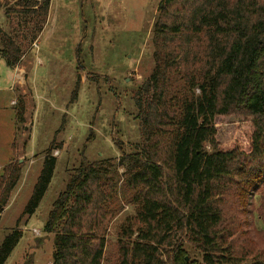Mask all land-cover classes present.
<instances>
[{"label": "trees", "instance_id": "1", "mask_svg": "<svg viewBox=\"0 0 264 264\" xmlns=\"http://www.w3.org/2000/svg\"><path fill=\"white\" fill-rule=\"evenodd\" d=\"M17 5L38 33L50 0ZM0 44L7 68H16L20 44L5 34ZM152 45L148 90L132 98L139 140L127 153L115 142L117 160L72 169L42 229L53 237L51 264H103L120 192L135 213L120 228L117 264H264V227L251 226L247 209L259 198L264 225V0H161ZM217 117L241 119L247 136L222 145ZM15 118L24 121L21 98ZM52 151L23 216L49 187ZM20 176L17 161L4 167L0 211ZM20 238L15 230L3 238L0 264Z\"/></svg>", "mask_w": 264, "mask_h": 264}, {"label": "rangeland", "instance_id": "2", "mask_svg": "<svg viewBox=\"0 0 264 264\" xmlns=\"http://www.w3.org/2000/svg\"><path fill=\"white\" fill-rule=\"evenodd\" d=\"M17 1L0 0V37L19 43L24 54L12 70L0 57V176L9 162L21 169L0 211V243L13 230L21 234L4 264H51L53 237L42 229L72 169L82 162L117 160L115 142L127 153L139 140L132 98L148 90L152 28L161 0H50L46 22L35 34L32 17L18 11ZM19 98L22 124L15 118ZM214 125L222 145L248 133L234 117H217ZM49 147L54 175L34 214L23 216ZM129 199L120 192L114 202L103 264H117L120 228L135 213ZM259 206L256 198L247 209L251 226L261 230Z\"/></svg>", "mask_w": 264, "mask_h": 264}, {"label": "crops", "instance_id": "3", "mask_svg": "<svg viewBox=\"0 0 264 264\" xmlns=\"http://www.w3.org/2000/svg\"><path fill=\"white\" fill-rule=\"evenodd\" d=\"M14 71V70H13Z\"/></svg>", "mask_w": 264, "mask_h": 264}, {"label": "water", "instance_id": "4", "mask_svg": "<svg viewBox=\"0 0 264 264\" xmlns=\"http://www.w3.org/2000/svg\"><path fill=\"white\" fill-rule=\"evenodd\" d=\"M187 260V259H186Z\"/></svg>", "mask_w": 264, "mask_h": 264}]
</instances>
